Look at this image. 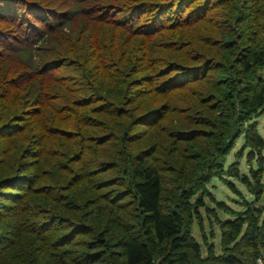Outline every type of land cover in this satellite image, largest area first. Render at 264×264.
<instances>
[{
	"label": "trees",
	"instance_id": "1",
	"mask_svg": "<svg viewBox=\"0 0 264 264\" xmlns=\"http://www.w3.org/2000/svg\"><path fill=\"white\" fill-rule=\"evenodd\" d=\"M263 114L264 0H0V264H264Z\"/></svg>",
	"mask_w": 264,
	"mask_h": 264
},
{
	"label": "rangeland",
	"instance_id": "2",
	"mask_svg": "<svg viewBox=\"0 0 264 264\" xmlns=\"http://www.w3.org/2000/svg\"><path fill=\"white\" fill-rule=\"evenodd\" d=\"M259 126L261 129V132L264 134V114L259 116ZM243 143V138L240 137L237 141V144L235 146V148L229 153L228 155V159L227 162H231L234 159V151L237 150L238 148L241 147ZM240 166L242 171L248 172L249 169V165L246 162L245 157L241 159L240 161ZM236 185L238 186V188L242 191V193L249 198L250 200H254V195L252 194V192L237 178L232 177L231 178ZM213 184L210 185V189L211 191L214 193V195L216 196V198L220 199V200H224L227 204H229L230 206L236 208V209H243V205H241L238 200H242V195L238 194L237 192H235L234 190H232L222 179L220 178H215L213 179ZM206 200L211 203L212 205H214V203L209 199L208 196L205 197ZM236 199V200H235ZM257 205H262L264 204V194L263 196L256 201ZM202 212L204 213V222H205V227L208 233V239L209 241H212L215 243L216 245V249L217 251H221L222 250V246L220 244V230L218 228V226L215 224L213 227H211V217L208 215V213L205 211L204 207L201 208ZM217 211L220 214L221 217L223 218H228L231 217L227 212L223 211L222 209L217 207ZM213 230L214 231V235L210 236L209 233L210 231ZM194 234L195 237L199 240V242L201 243L202 247H203V251L204 254H206V244L203 240V235H202V230L200 229V226L198 224V222L195 223L194 225ZM262 264V263H261Z\"/></svg>",
	"mask_w": 264,
	"mask_h": 264
},
{
	"label": "bare ground",
	"instance_id": "3",
	"mask_svg": "<svg viewBox=\"0 0 264 264\" xmlns=\"http://www.w3.org/2000/svg\"><path fill=\"white\" fill-rule=\"evenodd\" d=\"M235 190V189H234Z\"/></svg>",
	"mask_w": 264,
	"mask_h": 264
},
{
	"label": "water",
	"instance_id": "4",
	"mask_svg": "<svg viewBox=\"0 0 264 264\" xmlns=\"http://www.w3.org/2000/svg\"><path fill=\"white\" fill-rule=\"evenodd\" d=\"M262 263V262H261Z\"/></svg>",
	"mask_w": 264,
	"mask_h": 264
}]
</instances>
